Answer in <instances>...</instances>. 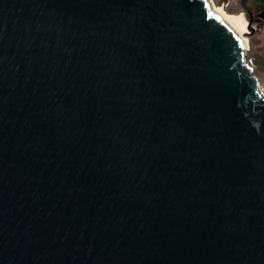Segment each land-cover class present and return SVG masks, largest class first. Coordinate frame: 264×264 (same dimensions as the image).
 <instances>
[{
	"label": "water",
	"instance_id": "water-1",
	"mask_svg": "<svg viewBox=\"0 0 264 264\" xmlns=\"http://www.w3.org/2000/svg\"><path fill=\"white\" fill-rule=\"evenodd\" d=\"M247 47L208 0H0V264H264Z\"/></svg>",
	"mask_w": 264,
	"mask_h": 264
},
{
	"label": "rangeland",
	"instance_id": "rangeland-1",
	"mask_svg": "<svg viewBox=\"0 0 264 264\" xmlns=\"http://www.w3.org/2000/svg\"><path fill=\"white\" fill-rule=\"evenodd\" d=\"M216 9H222V11L230 15H239L242 14L249 24L251 23L252 28H254L253 33L245 35L247 40V52H246V62L254 71V75L259 80V89L260 92L264 95V74L261 64H259L258 59L254 56L252 51L253 42L255 41L256 34L258 33L262 20L259 18L261 13L264 11V4L254 3L249 0L247 2L246 11L244 12L243 8L240 6L239 0H208Z\"/></svg>",
	"mask_w": 264,
	"mask_h": 264
},
{
	"label": "bare ground",
	"instance_id": "bare-ground-1",
	"mask_svg": "<svg viewBox=\"0 0 264 264\" xmlns=\"http://www.w3.org/2000/svg\"><path fill=\"white\" fill-rule=\"evenodd\" d=\"M209 5L212 10L214 9L223 15V17L228 21V23L232 26V28L236 31V33L242 39L244 44H247L245 35L246 36L249 35L251 31L248 27V23L246 22L244 16L242 14L228 16L222 11V9H216L210 2H209Z\"/></svg>",
	"mask_w": 264,
	"mask_h": 264
},
{
	"label": "crops",
	"instance_id": "crops-1",
	"mask_svg": "<svg viewBox=\"0 0 264 264\" xmlns=\"http://www.w3.org/2000/svg\"><path fill=\"white\" fill-rule=\"evenodd\" d=\"M263 14V12L261 13ZM252 51L254 56L258 59L259 64H261L263 68L264 74V22L262 21L261 27L256 34L255 41L253 42Z\"/></svg>",
	"mask_w": 264,
	"mask_h": 264
},
{
	"label": "trees",
	"instance_id": "trees-1",
	"mask_svg": "<svg viewBox=\"0 0 264 264\" xmlns=\"http://www.w3.org/2000/svg\"><path fill=\"white\" fill-rule=\"evenodd\" d=\"M249 0H239L240 6L243 8L244 12L246 11L247 2ZM254 3H262L264 4V0H251Z\"/></svg>",
	"mask_w": 264,
	"mask_h": 264
}]
</instances>
